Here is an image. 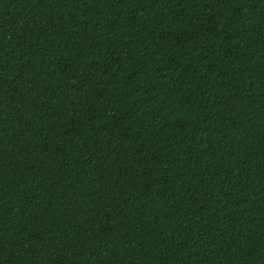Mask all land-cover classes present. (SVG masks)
Instances as JSON below:
<instances>
[{"label": "trees", "instance_id": "obj_1", "mask_svg": "<svg viewBox=\"0 0 264 264\" xmlns=\"http://www.w3.org/2000/svg\"><path fill=\"white\" fill-rule=\"evenodd\" d=\"M0 264H264V0H0Z\"/></svg>", "mask_w": 264, "mask_h": 264}]
</instances>
